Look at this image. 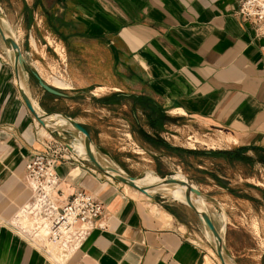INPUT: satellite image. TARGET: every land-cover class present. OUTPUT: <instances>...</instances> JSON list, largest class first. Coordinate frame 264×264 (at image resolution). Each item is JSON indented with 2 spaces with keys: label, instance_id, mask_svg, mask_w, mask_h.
<instances>
[{
  "label": "crops",
  "instance_id": "0c3cea01",
  "mask_svg": "<svg viewBox=\"0 0 264 264\" xmlns=\"http://www.w3.org/2000/svg\"><path fill=\"white\" fill-rule=\"evenodd\" d=\"M239 7L240 0H0V20L37 80L28 85L40 113L77 120L98 157L138 181L182 173L200 190L194 197L234 264H264V38ZM9 59L0 36V264H58L9 221L32 196V154L73 133L34 117ZM46 65L50 78L63 71L68 88L46 77ZM33 72L65 96L45 91ZM71 155L56 165L58 200L93 193L105 204L107 228L65 264H204L198 231L206 224L187 204L167 195L156 201Z\"/></svg>",
  "mask_w": 264,
  "mask_h": 264
},
{
  "label": "built area",
  "instance_id": "2783aa9c",
  "mask_svg": "<svg viewBox=\"0 0 264 264\" xmlns=\"http://www.w3.org/2000/svg\"><path fill=\"white\" fill-rule=\"evenodd\" d=\"M239 14L264 38V0H240ZM71 154L67 144L51 137L45 151L32 154L25 174L32 196L24 212L33 209L37 223L34 229L58 245L63 256L75 254L94 230L107 228L105 204L93 193L81 189L63 204L58 200L60 177L56 165L68 155L73 157Z\"/></svg>",
  "mask_w": 264,
  "mask_h": 264
},
{
  "label": "water",
  "instance_id": "95a60500",
  "mask_svg": "<svg viewBox=\"0 0 264 264\" xmlns=\"http://www.w3.org/2000/svg\"><path fill=\"white\" fill-rule=\"evenodd\" d=\"M1 14L2 12L0 10V16ZM0 36L2 37L3 41L8 46V48L14 51V65L13 66H14L16 78L20 85V92H21V95L27 107L32 112L34 117L43 125H46L48 118L52 116H62L65 119H67V121L70 122L76 130L82 132L85 135V145H86V150L88 153L89 160L100 172H103L104 174L111 176L113 179L117 180L120 183L127 184L133 188H136L148 196H152L148 192L147 187L145 185H141L137 182L138 179L136 177L130 176L123 170H120L110 164H103L100 161L98 157V151L95 146L92 135L90 134V132L87 130V128L84 125H82L77 120H75L74 118H72L71 116L63 112L53 111V112H46L42 114L36 109L33 98L29 90H26L21 85V80H22L21 73L24 72V73H27V75H29L28 60L26 56L24 55V53L22 52L19 42L16 40V38H14L12 35L6 32L1 20H0ZM33 74L36 76V78L39 81L40 86L45 91H47L50 94L56 95V96H65V93L63 91L47 83L37 72H33ZM162 179L164 180L163 182H160L161 184L180 185L185 188L187 205L198 214L202 223L203 224L205 223L207 227L209 228V230L212 232V234L216 238V243H217L216 252L218 256L220 257L222 263L227 264L225 254H228L229 256L230 254H229V250L225 244V241H224V238L221 232L216 227L209 212L203 206H199L198 204H196V202H194L193 197L195 195L200 196L201 195L200 190L196 188L194 185H192L187 179H177V178H172V177H165Z\"/></svg>",
  "mask_w": 264,
  "mask_h": 264
},
{
  "label": "rangeland",
  "instance_id": "374dc122",
  "mask_svg": "<svg viewBox=\"0 0 264 264\" xmlns=\"http://www.w3.org/2000/svg\"><path fill=\"white\" fill-rule=\"evenodd\" d=\"M59 50V49H58ZM50 61H56V57L50 52L49 53V58ZM11 61V59H9ZM42 72L46 75V77H48V79L50 81H52V83L55 85V81L56 80H61L63 82H65L63 77V71L60 70L59 68H55L53 69V72H55L56 74L60 75V76H52L50 78V75L52 73L51 68L46 65L45 67L42 68ZM55 74V75H56ZM27 76V81L31 83V85H33L34 87H36L37 85V80L33 77L29 78V75ZM66 83V82H65ZM67 84V83H66ZM24 86V84H23ZM68 86V84H67ZM29 92L30 94L32 93V89L31 87H29ZM54 119H56L54 117ZM63 136H66V140L67 142L72 141L77 147L78 149L81 151V153L84 156H88L87 150H86V145L85 142L83 140V138L79 135H75V134H69V133H65ZM56 139L59 141L60 144H66L62 139L56 137ZM182 150L179 149V151H175L177 153L181 152ZM87 160V159H85ZM176 175V174H175ZM174 176V175H173ZM171 176V177H173ZM160 176H156L155 174H148L145 179H141L140 182L146 186H152L154 185V180H157ZM26 181V179H25ZM27 187L31 190L32 193V189L31 187L28 185L27 181H26ZM180 186V185H179ZM174 192L172 190L170 191H165L163 192H159L154 194V196L156 197V201H159L162 199V196L167 195L168 197L174 198ZM31 199V198H30ZM27 205V203H26ZM24 207L25 205L20 209V211L18 212V214H16L15 218H13L12 220L9 221L10 224H12V226H14L15 230L18 231V233H20V235L22 237H24L29 244H31L32 246H34L35 248H39L41 250L42 253H44V255L48 258H50V260L57 262L58 264H62V262H64L63 264H65V262H68V260L70 261V259L75 255H69V256H63L62 252L60 251L58 245H55L54 243L49 242V239L46 235L44 234H39L36 232V230L34 229L35 225L37 224L36 221V216L34 214V211L32 209L28 210L27 212H24ZM20 214H26V221H16L15 219L17 218V216ZM22 216V215H21ZM204 231L206 234V228L204 227ZM204 231L199 230V237L202 239V241H200L203 246L204 249L206 251V254H208V256L210 257L211 261L213 264H223L220 257L218 256L216 249L214 247V244L212 243V241L207 237V235L204 234ZM44 246V247H43ZM52 247H54V252ZM56 248V249H55ZM48 250V252H47ZM52 250V251H51ZM228 257H230L228 254H226ZM65 258V261H63L62 259ZM234 264V262H233Z\"/></svg>",
  "mask_w": 264,
  "mask_h": 264
},
{
  "label": "bare ground",
  "instance_id": "6f19581e",
  "mask_svg": "<svg viewBox=\"0 0 264 264\" xmlns=\"http://www.w3.org/2000/svg\"><path fill=\"white\" fill-rule=\"evenodd\" d=\"M2 24H3V23H2ZM8 54H9L10 59H11L13 65H14V51H13L12 49L8 48ZM21 74H22V75H21V76H22L21 85L23 86V84H24L23 87H24L26 90H29V88H28L27 76H26L27 73L22 72ZM16 79H17V78H16ZM17 83H18V80H17ZM55 86L62 87V88H65V87L68 88V87H67V84H66L65 82L61 81V80H56V81H55ZM18 87L20 88L19 83H18ZM34 105H35L36 107H38L36 102H34ZM49 120H50V119H48V121H47V124H48L49 126H53V127L56 128V129L66 128V129L70 130L73 134L81 136V137L83 138L84 142H85V135H84L82 132L76 130V129L72 126V124H71L70 122H67V123H60V122H57V121L50 122ZM66 144L69 146V149H70L75 155L80 156V158H83V159H89V157H88V156H84V155L81 153V151L78 150V149L74 146V144H73L71 141H70V142H66ZM99 159H100V161H101L103 164H107V163H108V162H107V161H106L101 155L99 156ZM172 178L185 179V177L183 176L182 173H177V174L174 175ZM163 180H164V179H162L161 177H159L157 180H154V183H155V184L147 188L148 192H149L151 195H154V194L158 193V189L163 190V193H164L165 191H170V190H172V191L175 193V194H174V198H172V199L177 200V201H180V202H184L185 204H187V199H186V194H185V188H183V187H181V186H179V185H167V184H161L160 182H163ZM137 182H138L139 184H141V185H144V184H142V183L140 182V180H139V181L137 180ZM145 186H146V185H145ZM146 187H147V186H146ZM193 199H194V202H196V204H198V205H200V206H204V203L201 202L200 200H198L197 198L193 197ZM23 213H24V211H23ZM21 215H22V216H21ZM21 220L26 221V214H20V213H19V215H18L17 218H16V221H21ZM206 235H207V237L212 241V243L214 244V247H215V249H216V246H217L216 238L214 237V235L212 234V232L209 230V228L207 227V225H206ZM53 248H54V247H52V249H53ZM55 249H56V248H55ZM51 251H52V250H51ZM52 252H54V249H53ZM225 257H226V263H227V264H233V261L230 259V257H228L226 254H225ZM204 264H213L212 261H211V259H210V257H209L208 255H205V257H204Z\"/></svg>",
  "mask_w": 264,
  "mask_h": 264
},
{
  "label": "trees",
  "instance_id": "16d2710c",
  "mask_svg": "<svg viewBox=\"0 0 264 264\" xmlns=\"http://www.w3.org/2000/svg\"><path fill=\"white\" fill-rule=\"evenodd\" d=\"M166 145V144H165ZM167 146V145H166ZM169 149H171V150H173V151H179V149H175V148H173V147H170L169 146Z\"/></svg>",
  "mask_w": 264,
  "mask_h": 264
}]
</instances>
